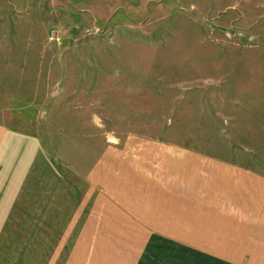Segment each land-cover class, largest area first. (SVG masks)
<instances>
[{"label":"rangeland","instance_id":"rangeland-1","mask_svg":"<svg viewBox=\"0 0 264 264\" xmlns=\"http://www.w3.org/2000/svg\"><path fill=\"white\" fill-rule=\"evenodd\" d=\"M0 124L80 173L131 135L264 173V0H0ZM13 217L0 264H51Z\"/></svg>","mask_w":264,"mask_h":264},{"label":"crops","instance_id":"crops-1","mask_svg":"<svg viewBox=\"0 0 264 264\" xmlns=\"http://www.w3.org/2000/svg\"><path fill=\"white\" fill-rule=\"evenodd\" d=\"M18 213L51 264H264V173L179 143L131 135L80 173L0 124V229Z\"/></svg>","mask_w":264,"mask_h":264}]
</instances>
